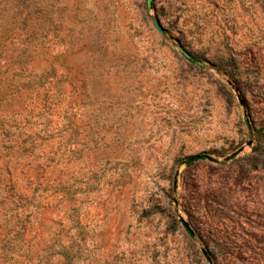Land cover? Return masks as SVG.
<instances>
[{"label":"rangeland","instance_id":"374dc122","mask_svg":"<svg viewBox=\"0 0 264 264\" xmlns=\"http://www.w3.org/2000/svg\"><path fill=\"white\" fill-rule=\"evenodd\" d=\"M210 261L264 264V0H0V264Z\"/></svg>","mask_w":264,"mask_h":264},{"label":"water","instance_id":"95a60500","mask_svg":"<svg viewBox=\"0 0 264 264\" xmlns=\"http://www.w3.org/2000/svg\"><path fill=\"white\" fill-rule=\"evenodd\" d=\"M147 5L148 8L151 9L152 8V0H147ZM153 24L156 28V30L161 33L164 34L165 31L160 23V21L157 18H153ZM179 50L181 51V53L188 58L189 60H191L192 62L196 63V64H202L200 60H198L197 58L193 57L191 54H189L185 49H183L182 47H179ZM240 150L235 152L234 154H232L231 156H228L227 158H225V161H229L230 159H232V157H235L237 154H239ZM200 160H208L210 162L213 163H219V160L212 157L209 154H199V155H195L192 156L191 158H189V160L186 162L187 165L193 164L194 162L200 161ZM178 175L179 173L176 174L175 177V181H174V188H177V180H178ZM179 221L181 222V224L187 229V231L191 234L194 235V231L192 229V227L190 226V224L183 218L182 215L178 216ZM211 263V261H210ZM212 264V263H211Z\"/></svg>","mask_w":264,"mask_h":264}]
</instances>
